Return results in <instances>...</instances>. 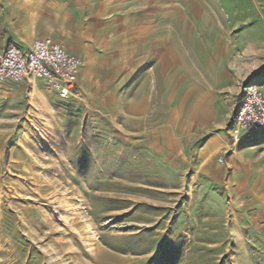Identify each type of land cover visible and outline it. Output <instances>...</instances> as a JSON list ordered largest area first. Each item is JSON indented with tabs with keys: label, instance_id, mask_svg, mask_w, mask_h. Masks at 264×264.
Wrapping results in <instances>:
<instances>
[{
	"label": "rangeland",
	"instance_id": "1",
	"mask_svg": "<svg viewBox=\"0 0 264 264\" xmlns=\"http://www.w3.org/2000/svg\"><path fill=\"white\" fill-rule=\"evenodd\" d=\"M58 14L79 96L0 86V264H264V130L227 136L264 0H0L8 34Z\"/></svg>",
	"mask_w": 264,
	"mask_h": 264
},
{
	"label": "built area",
	"instance_id": "2",
	"mask_svg": "<svg viewBox=\"0 0 264 264\" xmlns=\"http://www.w3.org/2000/svg\"><path fill=\"white\" fill-rule=\"evenodd\" d=\"M83 61L50 38L34 41L29 47L0 44V85L19 84L26 79L42 80L59 100L79 96L78 79ZM241 101L228 123L233 140L264 130V93L255 84H247ZM220 162L222 159L220 158Z\"/></svg>",
	"mask_w": 264,
	"mask_h": 264
},
{
	"label": "crops",
	"instance_id": "3",
	"mask_svg": "<svg viewBox=\"0 0 264 264\" xmlns=\"http://www.w3.org/2000/svg\"><path fill=\"white\" fill-rule=\"evenodd\" d=\"M52 19L55 20L54 21L55 23L57 20H59V26L48 27L46 29H42V28H38V29H34V30L30 29V31H24L23 30V32H18L17 30L12 29V31H10V34L5 33L4 29L2 27H0V44L2 46H7L9 44H15V45H19L21 47H29L36 40L50 38V39L54 40L55 42L63 44L69 53L79 57L82 60L81 52L74 50L72 47L70 48L69 47L70 45L68 46V42L70 41L69 38H72V40L75 39V41H76L75 45H77L78 47H81V43L79 42L80 38L78 37L80 28L76 27V31H75L76 37H75L74 33H72V32H71V35H69V37H68V35H66V31H64L62 29V24H63L62 14L54 15V18H52ZM78 22H79V20H75L76 25L79 24ZM83 64H84V62H83ZM35 81H36V79L29 78V79H26L23 82L19 83V85L32 83V82H33V84H35ZM10 84L13 85L14 83L7 82L4 84H1L0 86H7ZM227 136H229L228 133H227ZM231 140L232 139L229 137L228 142Z\"/></svg>",
	"mask_w": 264,
	"mask_h": 264
},
{
	"label": "trees",
	"instance_id": "4",
	"mask_svg": "<svg viewBox=\"0 0 264 264\" xmlns=\"http://www.w3.org/2000/svg\"><path fill=\"white\" fill-rule=\"evenodd\" d=\"M251 84H255V82H254V81H252V82H251ZM255 85H256V84H255Z\"/></svg>",
	"mask_w": 264,
	"mask_h": 264
}]
</instances>
